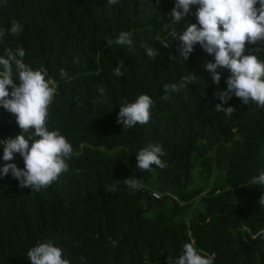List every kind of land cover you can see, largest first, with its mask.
<instances>
[{"label":"trees","instance_id":"trees-1","mask_svg":"<svg viewBox=\"0 0 264 264\" xmlns=\"http://www.w3.org/2000/svg\"><path fill=\"white\" fill-rule=\"evenodd\" d=\"M174 6L175 0H0V29L13 20L23 26L0 39V56L23 47L25 63L47 68L57 87L47 126L73 146L69 170L47 188H21L11 173L0 178V264H31L27 251L47 240L70 264H171L191 241L214 256L213 264H264V188L250 182L264 170V108L233 96L223 105L234 107L233 115L216 110L215 94L226 90L229 72L217 86L205 67L214 55L199 44L182 62L173 35L198 23V6L176 25L169 17ZM121 31L132 34V50L107 45ZM145 46L158 56L147 57ZM247 47L264 61V44ZM188 73L193 83L164 91ZM141 94L154 102L151 119L125 130L117 123L120 106ZM21 131L16 116L0 107V140ZM148 144L163 147L166 168H136V154ZM8 163L24 168L19 153ZM129 176L141 184L134 192L123 183ZM152 176L157 188L149 186ZM110 185L114 193L105 190Z\"/></svg>","mask_w":264,"mask_h":264},{"label":"clouds","instance_id":"clouds-1","mask_svg":"<svg viewBox=\"0 0 264 264\" xmlns=\"http://www.w3.org/2000/svg\"><path fill=\"white\" fill-rule=\"evenodd\" d=\"M115 5L118 0H108ZM197 5L194 13L198 23L190 24L182 34L174 33L180 42L178 51L187 60L194 48L199 44L204 51L214 55L215 62H207L205 67L211 72L213 82L219 86L222 71L227 70L226 90H218L216 98L221 101L216 104L217 111L226 115H233L235 108L227 104L233 96L240 98L243 104L253 102L264 108V61L257 55L251 54L247 45L264 44V0H175V6L169 13L170 23L177 24L186 18L191 7ZM23 26L13 20L10 28L0 29V39L6 32L19 35ZM167 46L166 43H164ZM107 45H126L129 50L134 48L132 34L121 31L116 39H108ZM147 57L155 58L158 50L145 46ZM23 47L7 49L0 56V107L14 114L17 124L22 130L15 138L9 137L3 142V161L0 164V178L11 173L19 181V187H29L35 191L47 188L69 170L67 160L73 155V146L61 134L59 129L49 130L47 119L49 108L54 101L57 87L53 79L48 78L47 68L39 66L33 68L24 62ZM124 61H119L114 75L121 76ZM221 70V71H218ZM60 75L70 79L64 69ZM195 75L181 78L179 84L165 85L166 93L179 91L186 85L193 83ZM11 88V91H9ZM103 94V89H100ZM168 99V95L163 97ZM153 100L147 94H141L134 102L125 101L120 106L117 123L124 129L147 124L151 119ZM25 133L29 135L25 136ZM19 153L24 161L21 169L15 163H8ZM165 155L159 144H148L136 154V168L152 171L153 165L163 169L167 162L162 160ZM251 183L264 188V170L252 177ZM123 183L133 192L141 187L138 179L129 176ZM116 185H110L105 190L110 193L116 191ZM264 207V196L258 200ZM27 258L31 264H70L63 257V249L53 240L38 243L27 251ZM171 264H213L214 256L199 249L195 241L183 244V252Z\"/></svg>","mask_w":264,"mask_h":264},{"label":"rangeland","instance_id":"rangeland-1","mask_svg":"<svg viewBox=\"0 0 264 264\" xmlns=\"http://www.w3.org/2000/svg\"><path fill=\"white\" fill-rule=\"evenodd\" d=\"M196 172V171H195ZM195 172L193 173V178L195 179V181H194V186L195 185H197L198 184V179H196V176H195ZM155 180H156V177L155 176H152L151 178H150V180H149V186L151 187V188H157V185H156V183H155ZM201 208V206L199 205V206H195L194 207V209L192 210V212L191 213H194V212H196L197 210H199ZM190 213V214H191Z\"/></svg>","mask_w":264,"mask_h":264},{"label":"built area","instance_id":"built-area-1","mask_svg":"<svg viewBox=\"0 0 264 264\" xmlns=\"http://www.w3.org/2000/svg\"><path fill=\"white\" fill-rule=\"evenodd\" d=\"M152 196H153V198L158 199L160 197V194L154 192V193H152Z\"/></svg>","mask_w":264,"mask_h":264}]
</instances>
